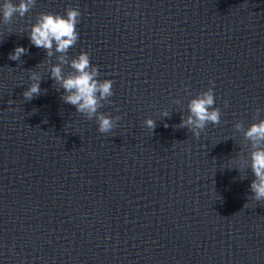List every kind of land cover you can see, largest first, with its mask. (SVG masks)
Returning a JSON list of instances; mask_svg holds the SVG:
<instances>
[{
    "label": "water",
    "instance_id": "water-1",
    "mask_svg": "<svg viewBox=\"0 0 264 264\" xmlns=\"http://www.w3.org/2000/svg\"><path fill=\"white\" fill-rule=\"evenodd\" d=\"M69 6L81 16L68 57L88 52L113 81L108 134L62 100L59 53L30 43L39 13ZM17 45L28 52L10 60ZM30 71L46 92L26 101ZM210 80L223 115L197 139L178 125ZM257 108L264 118V0H35L11 26L0 15V264H264V201L235 168L248 148L234 124Z\"/></svg>",
    "mask_w": 264,
    "mask_h": 264
},
{
    "label": "clouds",
    "instance_id": "clouds-1",
    "mask_svg": "<svg viewBox=\"0 0 264 264\" xmlns=\"http://www.w3.org/2000/svg\"><path fill=\"white\" fill-rule=\"evenodd\" d=\"M34 5L35 0H18V2L3 0L0 3L2 24L11 26L14 18L17 16L23 18ZM65 13V15L53 12L39 13L36 22L30 25L28 32L30 43L37 48L44 49L48 58L59 53L55 56L57 63L49 61L48 71L55 84L59 85L57 90L60 88L64 90L62 100L75 106L76 112L81 113L86 119L92 120L95 117L98 131L108 134L117 127V121L121 119L120 116L113 117L99 111L103 103H111L109 98L114 95L113 81L97 79L100 74L99 67L90 63L88 52L81 51L73 58L68 57L69 49L75 46L79 37L76 26L79 23L81 12L78 8L69 6L65 9ZM27 52V48L17 45L9 53V59L21 61V56ZM64 65H68L73 71L65 74ZM29 79L31 83L23 92L26 101L46 92L40 87L42 76L38 72L30 71ZM209 85L206 90L198 92L188 101V115L186 117L182 115L178 125L179 128L186 127L197 139L209 124H220L223 115L221 109L215 106L214 81L210 80ZM175 103H179V101L177 100ZM224 105L227 107L228 101H224ZM260 112L261 109L257 108L253 122L247 128L239 121L234 124L236 132L243 134L242 143L248 148L247 155L235 158L239 162V167L235 168L240 170V168L250 167L254 175L250 191L255 201H264V118L260 117ZM162 115L170 117L171 113L165 109ZM144 125L153 132L156 128V121L148 117L145 119ZM167 126L165 124V127Z\"/></svg>",
    "mask_w": 264,
    "mask_h": 264
}]
</instances>
